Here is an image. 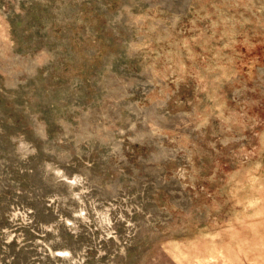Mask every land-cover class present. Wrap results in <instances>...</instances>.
Returning a JSON list of instances; mask_svg holds the SVG:
<instances>
[{
	"label": "rangeland",
	"instance_id": "374dc122",
	"mask_svg": "<svg viewBox=\"0 0 264 264\" xmlns=\"http://www.w3.org/2000/svg\"><path fill=\"white\" fill-rule=\"evenodd\" d=\"M0 264H264V0H0Z\"/></svg>",
	"mask_w": 264,
	"mask_h": 264
}]
</instances>
